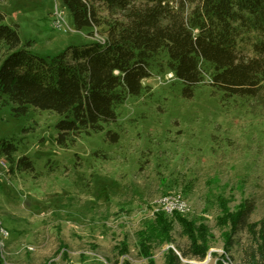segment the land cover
I'll return each instance as SVG.
<instances>
[{"label": "rangeland", "instance_id": "374dc122", "mask_svg": "<svg viewBox=\"0 0 264 264\" xmlns=\"http://www.w3.org/2000/svg\"><path fill=\"white\" fill-rule=\"evenodd\" d=\"M0 14L41 56L104 39L77 29L60 0H0ZM144 85L115 121L67 146L56 141V111L30 105L16 115L0 104V148L7 140L34 165L12 173L0 157V220L9 232L0 264H171L167 249L189 244L182 223L171 222L172 241L151 243L149 257L137 235L168 193L188 201L183 215L207 248L204 259L177 264H248L254 240L233 227L245 202L254 204L249 222L264 218V89L258 98L225 96L200 84L188 98L167 68Z\"/></svg>", "mask_w": 264, "mask_h": 264}, {"label": "trees", "instance_id": "16d2710c", "mask_svg": "<svg viewBox=\"0 0 264 264\" xmlns=\"http://www.w3.org/2000/svg\"><path fill=\"white\" fill-rule=\"evenodd\" d=\"M60 1L77 29L89 27L104 39L41 56L17 28L0 23V104H10L16 115L30 105L59 113L60 146L115 121L118 106L148 87L144 80L154 69L172 71L188 98L200 84L225 96L258 98L264 89V0ZM107 134L111 141L119 139L115 131ZM1 143L0 157L9 162V172L34 170L28 156H17L13 143ZM253 210L252 202L239 208L233 232L249 231L254 244L245 252L247 262L264 264V218L249 222ZM174 219L184 225L189 244L180 247L181 253L169 247L170 263H180L181 257L204 259L206 244L192 222L183 213L161 209L137 234L140 253L149 257L154 243L172 241Z\"/></svg>", "mask_w": 264, "mask_h": 264}, {"label": "built area", "instance_id": "2783aa9c", "mask_svg": "<svg viewBox=\"0 0 264 264\" xmlns=\"http://www.w3.org/2000/svg\"><path fill=\"white\" fill-rule=\"evenodd\" d=\"M103 40V39H102ZM174 73L172 72V76ZM158 208L165 211L167 214H173L174 212L187 213L189 211L188 201L178 193H168L162 195L157 200ZM9 235L7 228L0 220V246L3 248L5 244V238Z\"/></svg>", "mask_w": 264, "mask_h": 264}]
</instances>
